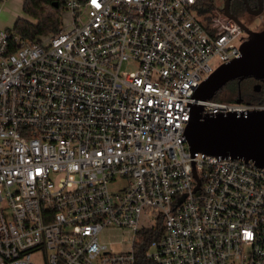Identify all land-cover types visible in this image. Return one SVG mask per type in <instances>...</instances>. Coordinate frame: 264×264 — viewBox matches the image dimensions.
Wrapping results in <instances>:
<instances>
[{"label":"built area","instance_id":"built-area-1","mask_svg":"<svg viewBox=\"0 0 264 264\" xmlns=\"http://www.w3.org/2000/svg\"><path fill=\"white\" fill-rule=\"evenodd\" d=\"M195 2L64 0L41 42L0 29V264H136L158 226L155 264H264V169L186 142L193 105L200 120L264 109L193 98L244 40ZM109 228L131 232L128 252L100 241Z\"/></svg>","mask_w":264,"mask_h":264},{"label":"water","instance_id":"water-1","mask_svg":"<svg viewBox=\"0 0 264 264\" xmlns=\"http://www.w3.org/2000/svg\"><path fill=\"white\" fill-rule=\"evenodd\" d=\"M230 1H223V15L232 19L246 37L239 46V57L218 67L199 85L193 94L197 100L212 99L216 92L234 80L257 81L253 86L255 92L264 87V28L260 31L249 29L230 13ZM241 1L249 11L246 0ZM261 11L262 5H259L256 11L249 12L259 16ZM235 102L240 103L241 100ZM200 111L201 107L192 106L185 128L186 142L192 153L252 160L257 167L264 169V109L252 110L246 115H218L203 120H200Z\"/></svg>","mask_w":264,"mask_h":264},{"label":"trees","instance_id":"trees-1","mask_svg":"<svg viewBox=\"0 0 264 264\" xmlns=\"http://www.w3.org/2000/svg\"><path fill=\"white\" fill-rule=\"evenodd\" d=\"M194 9L206 24L210 22V19L216 13L222 12L221 7L216 5V0H196ZM64 11V0H23L22 12L25 16L30 17L32 21L28 22L18 18L13 28L6 30L14 32L30 44L38 43L60 30L64 23L62 18ZM229 11L238 19L243 11L241 3L237 0H231ZM246 92H252L250 86L248 88L238 87L235 81H232L216 92L212 99L235 102L239 94L243 96V94L246 95ZM242 102L252 105H264V87L261 92L255 93L253 98L248 95ZM161 236L162 229L160 226L156 227V230H142L139 232V241L134 246L136 264H155L145 254L150 243L160 239Z\"/></svg>","mask_w":264,"mask_h":264},{"label":"rangeland","instance_id":"rangeland-1","mask_svg":"<svg viewBox=\"0 0 264 264\" xmlns=\"http://www.w3.org/2000/svg\"><path fill=\"white\" fill-rule=\"evenodd\" d=\"M224 0H216V5L222 8ZM21 18L32 21L30 17H27L22 12V2L21 0H0V28L2 29H12L16 19ZM62 18L66 22L68 19V13L64 11L62 13ZM246 26L253 31H260L264 28L263 18L254 20L251 24H246ZM245 38V33L242 34ZM235 45H239V39L234 42ZM209 64L215 68L218 66L219 61L217 58L210 60ZM123 185V180L117 178L116 182L109 185V190L111 192L117 191ZM155 212H148L147 216L143 215L140 219L139 226L143 228H153L156 226ZM99 239L102 243H105L108 249H113L116 252H128L131 248L132 234L126 230L109 228L104 230ZM151 251V250H150Z\"/></svg>","mask_w":264,"mask_h":264},{"label":"flooded vegetation","instance_id":"flooded-vegetation-1","mask_svg":"<svg viewBox=\"0 0 264 264\" xmlns=\"http://www.w3.org/2000/svg\"><path fill=\"white\" fill-rule=\"evenodd\" d=\"M241 3L243 11L242 13H240V15L238 16V19L246 24H251L254 20L259 19L260 17L263 18V23H264V3L262 0H246L247 5L249 6V11L254 12L258 9L259 5H262V11L261 14L259 16H254L252 13H250L247 9L245 4L241 1V0H237ZM231 2V1H230ZM236 85L238 87L242 86L243 88H248V86H250V89L252 92H246V95L243 94V96H241L240 94L237 96V99H240L241 101H244V99L249 95L251 98H253L255 93H259L261 92V90L263 89V87H261V89H259V91H253V86L258 83L257 81H254L253 79H245L241 82H239L238 80H234Z\"/></svg>","mask_w":264,"mask_h":264},{"label":"crops","instance_id":"crops-1","mask_svg":"<svg viewBox=\"0 0 264 264\" xmlns=\"http://www.w3.org/2000/svg\"><path fill=\"white\" fill-rule=\"evenodd\" d=\"M21 2L23 3V0H21ZM0 29H2V28H0Z\"/></svg>","mask_w":264,"mask_h":264}]
</instances>
